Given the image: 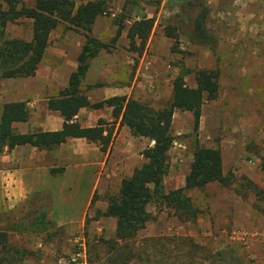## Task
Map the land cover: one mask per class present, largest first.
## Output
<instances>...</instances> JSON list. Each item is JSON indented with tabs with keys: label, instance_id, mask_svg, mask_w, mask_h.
Masks as SVG:
<instances>
[{
	"label": "rangeland",
	"instance_id": "obj_1",
	"mask_svg": "<svg viewBox=\"0 0 264 264\" xmlns=\"http://www.w3.org/2000/svg\"><path fill=\"white\" fill-rule=\"evenodd\" d=\"M18 1L29 6L35 0ZM81 1L84 0H76L78 3ZM157 1L104 0L106 13L96 20L91 30L101 39L109 42L120 20L125 31L131 20L142 14L153 19V26L140 54L138 50L129 48L123 33L108 50H101L99 56L90 61V68L81 85L98 101L117 93L159 108L170 98L171 82L180 71V66L192 70L187 76L189 81L196 70L207 66L208 57L213 59L214 67L219 68L220 91L222 81L226 85L231 75L227 71H236L245 60H251L252 57H247V53L250 46H255L260 51V57L255 58V66L259 69V73L255 74V84L259 89L254 94L259 98L257 103L261 106V119L255 122L253 129H249L251 122L238 114H227V107L220 98L217 99L218 96L215 102L208 101L219 111V118L215 121V136H208L206 127L200 122L197 130H194L192 114L187 116L184 112H176L172 121L174 141L168 152L165 190L184 185V180L181 185L180 182L188 173L196 142L202 146L220 148L225 174L233 176V183L226 187L212 182L202 189L186 190V195L191 197L199 210L193 221L179 220L160 201L150 202L147 210L151 219L133 238L126 241L115 240V217L103 215L108 197L118 191L120 183L117 172V179L107 178V186H97L91 191L87 201L90 209L80 222L73 225L72 233L64 225L57 226L55 220L47 216L48 225L44 223L32 230H25L24 226H20L16 232L11 230V223L26 215L31 206L32 212L34 208L46 209L47 214L52 211L51 191L46 188L40 190V194L33 195L35 191L28 199V204L22 202L15 207L6 205L5 209H0V229L7 230L9 241L19 248L22 255L18 264H79L81 261H85L84 264H264V30L259 32L260 37H255L254 40L258 42L241 40L238 43L236 40L232 47L226 38L237 34L231 30L236 24L230 22L224 13L231 11L234 0H199L195 10L206 8L204 24L218 39L214 53L208 47L190 41V24L181 23L180 26L170 19L180 13L175 3L166 5L170 0ZM0 2L4 3L5 0ZM262 3L264 0H261ZM261 12H264V8ZM168 29L173 30V37L166 34ZM6 33L10 37L20 35L28 38L31 22L20 17L7 24ZM83 41L85 36L82 30L61 23L51 34L45 58L39 67V77L17 80L22 84L21 88L27 91L30 90L27 88L30 83L38 87L39 94L27 99L32 104L31 117L33 114L42 119L46 98L55 96L63 87L69 68L74 62L77 64ZM235 76H238L236 72ZM2 83L3 80H0V88L4 87ZM12 83L16 82L10 80ZM79 120L85 126L100 121L101 124H107L104 125L106 128L111 127L109 148H112L121 126H124L120 125V118L113 117L111 108L106 106L101 111L85 108L79 114ZM234 126L238 129L233 130ZM124 138V142H131L135 150L132 161L128 162L127 159L124 168H130L134 163L139 165L142 161L138 154L151 146L152 142L145 137L132 138L126 133ZM232 147L241 149L238 160L234 162L231 159ZM107 148L103 151L100 147V159L104 164L109 158L108 155L106 157ZM97 170L96 176L106 179L101 166Z\"/></svg>",
	"mask_w": 264,
	"mask_h": 264
},
{
	"label": "trees",
	"instance_id": "obj_2",
	"mask_svg": "<svg viewBox=\"0 0 264 264\" xmlns=\"http://www.w3.org/2000/svg\"><path fill=\"white\" fill-rule=\"evenodd\" d=\"M157 3H160L158 0ZM180 13L171 20L181 26L190 24L188 38L191 42L208 47L216 53L218 39L205 26L206 8L199 6V0H170ZM194 12V13H193ZM106 13L104 0H35L33 5L19 3L18 0L0 2V78L29 77L36 74L45 50L50 42L51 32L61 23L69 28L82 30L85 41L77 57V66L70 73L67 85L55 96L47 100V108L60 112L64 121L58 130H36L20 132L13 127L14 122H26L30 108L26 101H11L3 104L0 114V154L7 148L30 145L41 150H52L69 138H85L98 142L103 151L111 142L112 131L104 134V127L98 121L95 126H82L73 115L82 108L98 109L110 107L111 114L120 118V125L128 128L131 135L148 138L152 145L143 149V162L133 172L121 179L117 193L110 194L103 215L116 219L115 240L126 241L133 238L151 219L147 210L150 202L163 203L181 221H193L198 216V208L185 191L202 189L207 184L218 182L223 186L233 183V176L225 174L222 167L221 150L218 147L202 146L195 143L188 173L182 187L165 190L164 177L168 168V152L173 144L172 117L175 110L190 111L194 118V130L199 126L202 105L218 96L219 68H200L194 72L195 85L188 86L184 77L192 72L185 66L171 82V97L165 105L153 108L149 104L126 95H114L92 102L81 88L90 61L101 50H108L124 28L123 21L110 41L93 35L92 25ZM20 17L31 19L32 37L25 40L10 37L6 26ZM153 26V19L144 14L132 19L127 27L126 37L129 48L141 53ZM169 28V26L167 27ZM167 35L173 37V30ZM264 167V166H263ZM56 169H51L53 174ZM61 171V169H60ZM40 190L35 194H40ZM33 199V198H32ZM35 199V198H34ZM46 209L34 208L23 217L11 223V230L40 227L49 224ZM22 256V255H21ZM19 248L9 241L7 230L0 229V264H18L21 258ZM18 257V258H17Z\"/></svg>",
	"mask_w": 264,
	"mask_h": 264
},
{
	"label": "crops",
	"instance_id": "obj_3",
	"mask_svg": "<svg viewBox=\"0 0 264 264\" xmlns=\"http://www.w3.org/2000/svg\"><path fill=\"white\" fill-rule=\"evenodd\" d=\"M263 8L264 3L261 4V0H234V7H232L231 11L225 12L224 16H226L230 22L236 24V26H233L235 28H231V30L236 31L237 34L230 39L226 38V42L230 43L232 47H234L232 43L236 42V40L238 43H240L241 40L246 42H258L254 39L257 36L260 37L259 32L264 30V12H261V9ZM29 20L31 22V19ZM127 27L125 28V31L122 30L121 35L123 33L126 36ZM247 36H249V38H247ZM12 37L23 38L20 35ZM31 37L32 28L30 36L23 39L30 40ZM97 37L102 38L101 36ZM126 39L128 40L127 37ZM254 47L255 46L253 45L250 46V51L247 53V57H252H250L251 60H245L244 64L240 65L236 71H234V69H229L227 71L229 75L231 74L230 76L232 78H230V76L228 77L226 85H224L222 81L217 98H220L224 106L227 107V114L232 115L236 113L243 119H246L247 122H251V126L249 128L250 130L255 127V122H259L261 119V106L259 103H257V99L259 98L254 94L259 89L258 85L255 84V77L257 76H255V74L259 73V69H257V66H255V58L259 59L260 51ZM47 48L35 75L29 77L0 78V80H3L2 86H4L3 88H0V114L3 104L6 102L24 100L26 101L29 108L32 106L31 102L27 101V99L28 97L32 96L36 97V94H39L38 87L35 84L29 82L31 85L29 84L27 88H30V90L27 91L26 89L21 88L22 84L17 80H23L30 77H32V79L39 77V67L45 58ZM100 52L98 53V56ZM96 57L97 56L94 58ZM94 58L91 61L95 60ZM213 64V59H209L208 57V63L205 68H213ZM76 66L77 64L74 62V65L69 68L68 77L70 73L76 68ZM235 72L238 75L237 77H233ZM191 73L192 72L188 73L184 79L186 84L192 87L195 85V78L193 77L192 80L187 81V76ZM68 77L62 88L67 85ZM10 80L16 83L10 84ZM45 84L46 83L44 82V85ZM6 85H11V87H7ZM81 88L92 102L98 101L95 100V98H92L90 93L85 91L86 87L81 85ZM115 94L123 95L117 93ZM222 99L224 100L222 101ZM47 100L48 97L46 98V108L42 119H38V117H35L32 114V117L30 115L26 122H14L13 127L20 132L60 129L64 119L59 111L50 110L47 108ZM210 101L215 102L216 100L214 99ZM234 108H236V111ZM84 109L85 108H82L78 114H80ZM102 109L103 107L96 109V111H101ZM176 112H184L187 114V116H191L190 114H192L190 111L175 110L172 121L177 114ZM216 118H219V111L216 110L212 104H209L208 101L205 102L202 105L199 122L204 125L203 127H206L205 132H207L208 136H215V129L217 128L215 126ZM97 123L98 122H96L94 125L86 126H95ZM80 124L85 126L81 122ZM104 125L107 124H102L105 129L104 134H106L108 130L112 131L111 127L106 128ZM235 129L238 128L234 126L233 130ZM244 132H247V130ZM124 133L134 138L126 126H121L112 148H107L106 157L108 155L109 158L106 164H104V161L100 159L102 153L100 150V143L88 141L85 138H69L60 146L49 151L41 150L30 145L16 146L11 150H7V148H5V150L0 154V209H5L7 207L6 205H8L9 208L15 207L22 202H27L28 204V199L33 192L48 188L53 195V207L52 211L47 214V217L54 219L57 226L64 225L68 232H74L73 225L76 222H80L84 218L86 211L90 209H88L87 201L91 191H93V189L97 186H107V178L111 180L117 179L115 172L119 174V184L124 176L130 175L133 172V169L138 167L143 162V156L142 153H140L138 156L142 162L139 165L134 163L130 168H124L123 165L127 162V159L128 162H131V159L135 154V150L130 144L131 142H124ZM235 145H237V142ZM240 150L241 149H238V147H232L231 159L233 162L235 159L236 161L238 160L241 154ZM221 156L223 172L225 173L223 155ZM99 166H101L103 169L106 179H100V177L96 176L98 174L97 168ZM52 168L56 169L53 174L50 172ZM183 180L184 178L181 180L180 185L182 184ZM14 232H16V230H14ZM81 253L77 254L82 255Z\"/></svg>",
	"mask_w": 264,
	"mask_h": 264
},
{
	"label": "built area",
	"instance_id": "obj_4",
	"mask_svg": "<svg viewBox=\"0 0 264 264\" xmlns=\"http://www.w3.org/2000/svg\"><path fill=\"white\" fill-rule=\"evenodd\" d=\"M78 118H79V114L77 113V114L73 115L72 120H78ZM84 263H85V261L84 262L81 261L79 264H84Z\"/></svg>",
	"mask_w": 264,
	"mask_h": 264
}]
</instances>
